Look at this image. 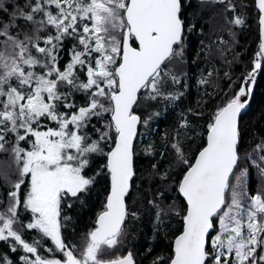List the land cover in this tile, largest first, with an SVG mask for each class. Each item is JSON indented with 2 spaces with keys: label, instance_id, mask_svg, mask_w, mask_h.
Masks as SVG:
<instances>
[{
  "label": "snow or ice",
  "instance_id": "snow-or-ice-1",
  "mask_svg": "<svg viewBox=\"0 0 264 264\" xmlns=\"http://www.w3.org/2000/svg\"><path fill=\"white\" fill-rule=\"evenodd\" d=\"M198 2L220 7L235 42L248 5ZM253 4L252 59L235 78L217 70L213 85L212 68L202 73L197 87L212 90L199 95L216 101L207 121L191 123L203 113L187 109L158 147L142 139L161 121L148 106L175 110L190 87L174 69L196 28L185 16L191 0H0V153L9 158L0 170V264H138L131 250L116 252L129 219L141 216L128 204L141 153L155 161L146 178L151 239L167 227L162 217L180 218L164 233L167 253L149 264H264V134L246 139L241 125L264 73V0ZM190 140L199 142L191 153ZM96 200L80 247L65 234L68 213Z\"/></svg>",
  "mask_w": 264,
  "mask_h": 264
},
{
  "label": "trees",
  "instance_id": "trees-1",
  "mask_svg": "<svg viewBox=\"0 0 264 264\" xmlns=\"http://www.w3.org/2000/svg\"><path fill=\"white\" fill-rule=\"evenodd\" d=\"M239 4L243 2L248 5L246 9L241 10L246 17V23L243 26H236L232 28L235 33V42L229 36L228 26L225 24L224 18L220 15V7H213L208 4L201 5L198 0H191V5L185 9V16L190 22L196 24V28L187 34L186 60L184 66L175 67V71L179 74L181 71L185 72L188 77L189 89L185 92L184 97L179 101L176 109L173 110L171 106L167 111H163V106L158 104L149 105L150 110L161 111V121L158 124H153L152 128L155 135L147 136L144 143L155 141L159 146L162 145L160 139L161 135L166 131L171 133L178 127L181 113L186 112L187 109L192 108L195 111L203 113V119L193 120L191 116L189 121L193 124H204L208 119V111L213 108L216 101L212 100L210 103L204 104L208 98L199 95L205 90L211 91V87L205 89L203 85L197 87V80L203 73L207 77L208 68L211 67L213 75L209 79V85L217 82V70L222 76L224 71H231L233 78L244 71L257 50L259 43V28L258 17L256 9L254 8L253 0H234ZM203 28V33L200 29ZM223 38L221 41L220 38ZM201 42H203L201 44ZM226 42V43H225ZM226 49V50H225ZM200 52L197 58V52ZM237 54H239L237 56ZM231 62V65L228 64ZM227 87L226 81H220ZM203 104V107L198 105V102ZM242 130L245 132V138L248 139V133L252 130H257L264 134V73L258 74L257 82L254 87V92L251 97L250 105L244 115L242 121ZM142 130L143 126H141ZM191 135V132L188 133ZM141 139V138H138ZM253 139V143H256ZM197 140H190L188 142L189 152H194L198 145ZM151 158L146 157L141 153L136 160V179L133 180L132 195L128 198L130 211H139L141 213L140 219H129L126 225L127 235L123 238L122 243L117 249L116 254L131 250L134 253V258L138 264H149V262L158 255L166 254L168 251V240L164 237V233L169 235L179 226V217H162L165 220L167 227H165L155 240H152V215L155 210H149L147 200L150 198L148 189L150 187L147 177L151 174V164L154 163ZM9 158L0 153V170L7 168ZM104 163L103 160H97L96 164ZM243 166V165H242ZM250 187L255 188L258 183V178L255 176V170H252L250 176ZM156 185L152 184L151 188L155 190ZM2 190V189H0ZM172 203V197L168 196L164 200L162 206ZM99 200L95 201V206H90L87 210H81L79 206L71 209L69 215L72 216V221L69 223L68 230L65 233L68 239L80 247L83 246L82 234L91 226L90 220L94 218V213L98 210ZM170 221V223H169ZM75 232H72V229ZM151 246L152 252L147 253V248ZM0 250H6L3 243H0Z\"/></svg>",
  "mask_w": 264,
  "mask_h": 264
},
{
  "label": "water",
  "instance_id": "water-1",
  "mask_svg": "<svg viewBox=\"0 0 264 264\" xmlns=\"http://www.w3.org/2000/svg\"><path fill=\"white\" fill-rule=\"evenodd\" d=\"M133 182V181H132Z\"/></svg>",
  "mask_w": 264,
  "mask_h": 264
}]
</instances>
